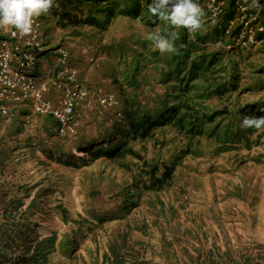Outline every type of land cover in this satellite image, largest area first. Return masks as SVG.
I'll return each mask as SVG.
<instances>
[{"label": "rangeland", "instance_id": "1", "mask_svg": "<svg viewBox=\"0 0 264 264\" xmlns=\"http://www.w3.org/2000/svg\"><path fill=\"white\" fill-rule=\"evenodd\" d=\"M197 2L194 33L152 0L35 17L27 97L0 112V264H264V127H241L264 116V9Z\"/></svg>", "mask_w": 264, "mask_h": 264}, {"label": "clouds", "instance_id": "2", "mask_svg": "<svg viewBox=\"0 0 264 264\" xmlns=\"http://www.w3.org/2000/svg\"><path fill=\"white\" fill-rule=\"evenodd\" d=\"M55 0H0V25L11 26L21 34L33 31L34 17L47 13L54 5ZM211 8V5H209ZM246 7L259 11L264 9V3L260 0H251ZM149 12L171 25L183 26L190 32H196L203 25L204 10L197 0H152ZM168 33L167 29L163 30ZM15 34V33H14ZM173 31L168 34L157 32L150 35L154 41V47L161 53L174 51L173 41L176 39ZM264 112V108H260ZM241 127H264V116H245L241 120Z\"/></svg>", "mask_w": 264, "mask_h": 264}, {"label": "built area", "instance_id": "3", "mask_svg": "<svg viewBox=\"0 0 264 264\" xmlns=\"http://www.w3.org/2000/svg\"><path fill=\"white\" fill-rule=\"evenodd\" d=\"M38 32V24L34 20L33 31L23 34L24 36L20 39L26 47L17 49L15 46V51L19 54V60L21 61L19 64H13L10 53L5 48H0V112L6 110L7 102H22L27 97L26 77L18 75L17 69L23 68V65L27 64L26 60L38 59L34 53L35 51L38 54L40 47L39 42L36 41ZM21 35L19 31H11L9 37L18 39ZM23 38L25 39L23 40ZM30 64L32 65V62Z\"/></svg>", "mask_w": 264, "mask_h": 264}]
</instances>
